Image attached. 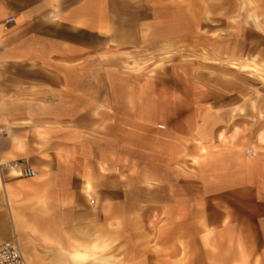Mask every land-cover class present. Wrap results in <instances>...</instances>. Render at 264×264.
<instances>
[{"label": "crops", "instance_id": "0c3cea01", "mask_svg": "<svg viewBox=\"0 0 264 264\" xmlns=\"http://www.w3.org/2000/svg\"><path fill=\"white\" fill-rule=\"evenodd\" d=\"M130 5L153 18L125 0H0V162L38 171L0 169V244L17 239L27 264H264V175L199 145L94 134L123 87L105 55L165 24L164 3Z\"/></svg>", "mask_w": 264, "mask_h": 264}, {"label": "rangeland", "instance_id": "374dc122", "mask_svg": "<svg viewBox=\"0 0 264 264\" xmlns=\"http://www.w3.org/2000/svg\"><path fill=\"white\" fill-rule=\"evenodd\" d=\"M125 1L126 15L144 20L153 18V11L144 6L141 14L130 3H164L158 16L165 24L144 28L142 40L114 46L105 55L102 62L123 87L111 91L108 119L95 123L94 134L113 138L121 131L146 141L158 138L187 152L199 145L208 160L231 159L238 175L253 172L263 178L264 17L259 1L237 0L240 11L234 17L215 11L220 0Z\"/></svg>", "mask_w": 264, "mask_h": 264}, {"label": "built area", "instance_id": "2783aa9c", "mask_svg": "<svg viewBox=\"0 0 264 264\" xmlns=\"http://www.w3.org/2000/svg\"><path fill=\"white\" fill-rule=\"evenodd\" d=\"M14 20V16L7 18V22ZM0 169H7L15 175L23 177H35L38 174V171L31 165L29 158H24L21 164L0 162ZM0 264H27L17 239H11L0 244Z\"/></svg>", "mask_w": 264, "mask_h": 264}, {"label": "bare ground", "instance_id": "6f19581e", "mask_svg": "<svg viewBox=\"0 0 264 264\" xmlns=\"http://www.w3.org/2000/svg\"><path fill=\"white\" fill-rule=\"evenodd\" d=\"M250 17H253L254 18V16L250 13ZM235 63V62H234ZM245 68L247 69V68H249V67H247V65H245ZM202 149H204L203 148V146L201 147Z\"/></svg>", "mask_w": 264, "mask_h": 264}]
</instances>
